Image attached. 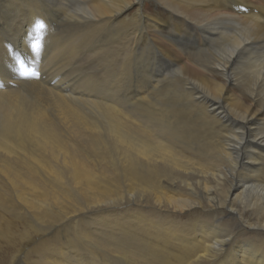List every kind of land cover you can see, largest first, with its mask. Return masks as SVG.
Instances as JSON below:
<instances>
[{"label": "bare ground", "instance_id": "bare-ground-1", "mask_svg": "<svg viewBox=\"0 0 264 264\" xmlns=\"http://www.w3.org/2000/svg\"><path fill=\"white\" fill-rule=\"evenodd\" d=\"M263 42L264 0H0V264H264Z\"/></svg>", "mask_w": 264, "mask_h": 264}, {"label": "rangeland", "instance_id": "rangeland-1", "mask_svg": "<svg viewBox=\"0 0 264 264\" xmlns=\"http://www.w3.org/2000/svg\"><path fill=\"white\" fill-rule=\"evenodd\" d=\"M258 3H259V1H258ZM230 26L232 27V25L230 24ZM215 50V51H214ZM216 50H218V48H215V49H213V47L211 48V51H209V53H212V55L213 54H215V52H216ZM252 51H251V55H253L254 54V57H259V58H263L264 57V42L260 45V46H258V47H255V48H253V49H251ZM254 51V52H253ZM250 54H244V55H247V56H244L243 55V58H242V60H241V62H242V64L241 65H237V66H234L236 69H234L233 70V74H237V73H242V70H243V68L245 67V65H247V63H245V60L246 59H252V58H250ZM205 57H207V58H209V56L207 55V54H205ZM245 58V59H244ZM244 59V60H243ZM237 60V59H236ZM240 61V60H239ZM238 71V72H237ZM243 82H245V83H248L247 81H244V80H242ZM233 91L234 92H237V90H236V88H233Z\"/></svg>", "mask_w": 264, "mask_h": 264}, {"label": "snow or ice", "instance_id": "snow-or-ice-1", "mask_svg": "<svg viewBox=\"0 0 264 264\" xmlns=\"http://www.w3.org/2000/svg\"><path fill=\"white\" fill-rule=\"evenodd\" d=\"M36 26H37V28H43L44 27L43 23H41V22H37ZM33 48L38 50L39 46L38 45H33Z\"/></svg>", "mask_w": 264, "mask_h": 264}]
</instances>
